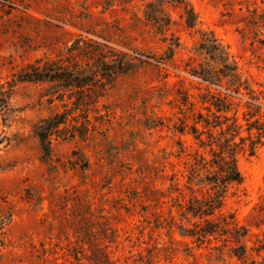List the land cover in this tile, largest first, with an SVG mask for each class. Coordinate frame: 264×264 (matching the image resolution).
<instances>
[{
  "label": "rangeland",
  "instance_id": "rangeland-1",
  "mask_svg": "<svg viewBox=\"0 0 264 264\" xmlns=\"http://www.w3.org/2000/svg\"><path fill=\"white\" fill-rule=\"evenodd\" d=\"M153 2L0 0V264H89L88 246L97 244L115 264H264V140L252 157L238 156L242 183L225 203L247 230L241 257L217 237L202 244L180 237L176 227L187 223L173 207L177 195L149 194L169 186L163 174L184 183L182 161L170 154L178 140L191 139L173 125L179 92L195 97L204 87L189 75L208 62L202 34L212 33L242 77L264 90V0H189L194 29L182 9L165 4L170 23L159 30L144 17ZM79 54L130 63L85 112L69 110L92 102L102 86L64 93L18 82L30 66L71 63ZM66 112L69 125L51 138L45 159L35 129Z\"/></svg>",
  "mask_w": 264,
  "mask_h": 264
},
{
  "label": "trees",
  "instance_id": "trees-1",
  "mask_svg": "<svg viewBox=\"0 0 264 264\" xmlns=\"http://www.w3.org/2000/svg\"><path fill=\"white\" fill-rule=\"evenodd\" d=\"M165 4L182 9L187 28H195L197 16L189 0H154L144 12L146 22L153 29L167 28L170 23L163 8ZM201 36L199 50L208 62L192 68L189 75L204 87L197 88L195 97L187 91L179 92L178 117L173 125L174 133L191 139L189 145L178 140V150L174 155L170 154L182 161L184 171L180 177L184 183L180 184L177 173L170 176L163 174L161 179L168 181L169 186L150 190L149 194H157L158 200L159 195L162 198L177 195L172 199L173 207L180 221L187 223V226L180 224L176 227L180 237L194 239L200 244L209 243L210 237H217L224 243L235 244L236 247L230 252L241 257L244 248L240 241L246 236L247 230L237 226L233 214L225 211V203L232 194V188L242 183L237 165L238 156L247 153L252 157L256 148L263 145L264 90L254 89L242 77L237 66L229 60L225 48L212 33ZM169 47L163 55L164 64L172 61L178 44ZM76 57L75 62L71 63L65 60L30 66L20 74L18 82L61 86L64 93L102 86L94 93L92 102H73V109L69 110L85 112L104 97L107 86L117 76L125 74L130 66L124 56L119 60H108L100 54L95 58L85 54ZM70 114H56L37 125L35 135L45 159L51 156V138L57 136L60 126H66ZM162 168L164 173L165 167ZM159 219L157 216L156 228L159 227ZM166 221L169 229L176 226L170 212ZM88 247L91 248V255L87 258L89 264H115L106 247L100 244Z\"/></svg>",
  "mask_w": 264,
  "mask_h": 264
}]
</instances>
